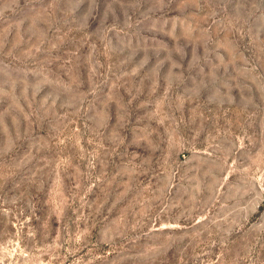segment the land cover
I'll use <instances>...</instances> for the list:
<instances>
[{"label":"rangeland","instance_id":"obj_1","mask_svg":"<svg viewBox=\"0 0 264 264\" xmlns=\"http://www.w3.org/2000/svg\"><path fill=\"white\" fill-rule=\"evenodd\" d=\"M0 264H264V0H0Z\"/></svg>","mask_w":264,"mask_h":264}]
</instances>
